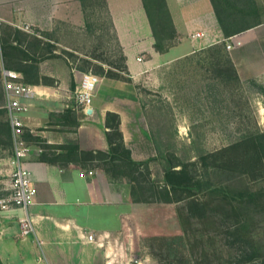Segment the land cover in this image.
I'll return each instance as SVG.
<instances>
[{
	"label": "rangeland",
	"instance_id": "374dc122",
	"mask_svg": "<svg viewBox=\"0 0 264 264\" xmlns=\"http://www.w3.org/2000/svg\"><path fill=\"white\" fill-rule=\"evenodd\" d=\"M241 1L211 0L223 17L235 10L238 18L242 16L237 8ZM82 6L84 22L80 28L54 24L51 32H40L0 26V47H5L3 52L8 54L2 58L0 53V70L17 71L26 58L37 64L47 58L56 59L68 71L65 85L52 79L47 93L28 103L31 111L48 115L47 122L38 124L35 132L23 127L29 154L35 153V158L58 166L71 163L80 171L100 170L131 179L130 194L137 202L136 208L127 221L124 242L115 245L117 252L126 249L130 255L128 264L264 262V114L259 116L254 109L259 96L264 104V90L254 82L237 83L224 47L211 46L186 57L205 66L201 69L206 72L205 79L193 93L184 89L185 81L179 77L167 80L164 76L158 92L138 86L142 107L158 111L151 117L156 125L155 157L146 168H127L121 152L115 154L119 158L116 162L108 151L103 155L73 151L78 146L67 138L76 127L72 111L79 107L74 97L73 73H91L99 80L113 74L128 80L102 0H82ZM148 11L156 45L168 48L175 40L158 0L154 5L148 0ZM244 25L242 21L240 26ZM8 45L13 51L6 48ZM170 89L175 91L174 100L169 97ZM1 90L0 82V180L2 160L9 153ZM52 90L59 93L53 95ZM51 109L61 111L54 113ZM178 120L186 129L173 131ZM54 126L63 134L61 144H49L37 133ZM245 151L249 165L243 162ZM258 160L261 168L256 165ZM168 168L175 171L171 184L164 179ZM163 190L168 191L166 197Z\"/></svg>",
	"mask_w": 264,
	"mask_h": 264
},
{
	"label": "crops",
	"instance_id": "0c3cea01",
	"mask_svg": "<svg viewBox=\"0 0 264 264\" xmlns=\"http://www.w3.org/2000/svg\"><path fill=\"white\" fill-rule=\"evenodd\" d=\"M163 1L175 43L159 53L154 49L141 0H102L128 80L100 79L89 107L82 110L79 106L72 111L76 127L67 138L77 144L78 150L108 151L105 116L112 113L118 118V131L129 158L136 163L153 159L157 136L151 117L158 111L142 107L138 86L158 92L164 76L167 80L179 77L185 81L184 89L193 93L202 83L201 79H205L206 72L201 70L205 66L186 57L211 46L225 49L229 45L226 54L232 77L237 83L254 82L264 90V0H242L237 6L242 12L240 18L235 16V10L223 17L210 0ZM242 21L246 25L240 26ZM83 22L82 0H0V26L51 32L54 24L80 28ZM192 68L197 70H187ZM37 70L39 76L54 79L58 85L66 84L68 71L56 59L42 60ZM8 71L16 73L23 82L18 71ZM80 74L72 75L76 85ZM27 85L35 92L33 100L42 98L49 89V86ZM52 91L53 95L59 93ZM174 92L169 90L172 100ZM261 98L255 99L254 106L259 116L264 114ZM28 110L29 116L25 113L21 122L24 128H33L35 132L38 124L47 122L48 115L43 117L29 107ZM52 110L61 111H49ZM5 124L9 153L2 160L0 192L6 187L10 171L11 142L6 117ZM57 127L37 133L49 144H61L63 134ZM184 129L180 120L172 128L173 131ZM34 156L35 153H30L23 162L35 193L33 203L25 212L17 208L0 211V264L128 263L130 255L126 249L117 252L115 245L124 242L127 221L136 208L137 202L130 194L132 183L126 177L110 176L100 170L80 171L71 163L58 166ZM25 214L32 221L33 234L20 237L18 221ZM86 236L92 237L91 242L86 241ZM112 252L116 254L113 258Z\"/></svg>",
	"mask_w": 264,
	"mask_h": 264
},
{
	"label": "built area",
	"instance_id": "2783aa9c",
	"mask_svg": "<svg viewBox=\"0 0 264 264\" xmlns=\"http://www.w3.org/2000/svg\"><path fill=\"white\" fill-rule=\"evenodd\" d=\"M229 48V45H225V50H229ZM98 81V77L91 73L80 74L74 88V97L82 110L89 107ZM0 82L4 100L3 109L11 142V156L8 161L10 171L6 187L0 192V211L17 208L25 212L33 203L35 193L31 186L30 174L23 164L24 159L29 155L30 145L23 138L21 117L27 113L28 103L34 97L35 92L31 86L21 82L18 75L12 71L1 69ZM79 176L83 177V174H79ZM18 225L20 237L33 234L32 221L26 214L23 219L18 221ZM85 239L87 242H91L92 237L86 236ZM115 256V252H112L111 257Z\"/></svg>",
	"mask_w": 264,
	"mask_h": 264
},
{
	"label": "trees",
	"instance_id": "16d2710c",
	"mask_svg": "<svg viewBox=\"0 0 264 264\" xmlns=\"http://www.w3.org/2000/svg\"><path fill=\"white\" fill-rule=\"evenodd\" d=\"M150 1H151L152 5L155 4V0H150ZM141 2H142V6H143V9H144V12L146 14L148 23H149L151 31H152V37L154 39V45H153L154 49H155L156 52L162 53L166 49H163L161 46L156 45V43H155V39L156 38H155V35L153 33L152 20H151L149 11H148V0H141ZM158 3L160 5V7L162 8L163 13L166 16L168 24H169V26L171 28V24H170V21H169V18H168V14H167V11L165 9L164 1L163 0H158ZM171 30H172V28H171ZM16 32H18V31H16ZM5 36H6V38H8L9 34H6V35L4 34V37ZM6 48L11 50V51H13V47L11 45H8V47H6ZM4 49H5V47L1 46L0 47V53H1L2 58L3 57L7 58L8 54L5 51L3 52ZM3 62L5 63V66H6L7 60H6V62L5 61H3ZM8 62H9V60H8ZM19 66L20 67H19V69H17V71L21 74V76L23 78V83L31 84V85L52 86V83H53L52 79L38 75L37 62L36 61L26 58V59L22 60V64L19 65ZM7 68H9V67H7ZM4 70H7V69H4ZM104 77L107 78V79H111V80L126 81V80L118 78L117 76H115L113 74H106V75H104ZM31 80H35V82L32 83ZM105 128L107 129V131L105 132V139H106V142H107V145H108V152H110L112 160H115L117 162L119 160V158L115 154L117 152H121V153H123L125 155V157H124L125 166L127 168H129V169H134V170L137 169V168L138 169L142 168V167L146 168L147 164L152 161V159H151V160H148V161L136 163V162L132 161L129 158V152L122 145L121 135H120V133L118 131V118H117L116 115H114L112 113H106V116H105ZM23 138L26 141L24 133H23ZM35 140L39 141V139H37V138ZM51 148H55V147L53 146ZM76 150H78V147L74 146L73 151H76ZM224 151H227V150H224ZM97 152L102 154V155L104 154V153L99 152V151L89 152V153H86V154H91V153L93 154V153H97ZM246 154H247L246 151L242 153L243 162L245 163V165H247V164L249 165V162L246 159L247 158ZM38 160L42 161V162L43 161L44 162L47 161V162H50L52 164H55L53 161L43 160V158L42 159L38 158ZM256 165L259 168L262 167V164H261V162L259 160L256 162ZM173 172H175V171H173L172 168H168V170L164 173V175H165L164 179H165L166 183L171 184V178H172L171 175L174 174ZM251 172L255 173L256 170L251 169ZM129 180H130V182H132L131 179H129ZM164 188H167V186L166 187L164 186ZM167 190L169 191V188H167ZM170 190H173V189L170 188ZM168 191L163 190L162 195H164L166 197ZM261 264H264V262H262Z\"/></svg>",
	"mask_w": 264,
	"mask_h": 264
},
{
	"label": "water",
	"instance_id": "95a60500",
	"mask_svg": "<svg viewBox=\"0 0 264 264\" xmlns=\"http://www.w3.org/2000/svg\"><path fill=\"white\" fill-rule=\"evenodd\" d=\"M86 113H87V114H89V113H90V111H89V110H87V111H86Z\"/></svg>",
	"mask_w": 264,
	"mask_h": 264
}]
</instances>
